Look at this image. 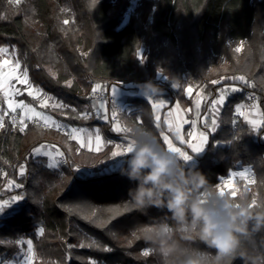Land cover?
Returning <instances> with one entry per match:
<instances>
[{
  "label": "trees",
  "instance_id": "16d2710c",
  "mask_svg": "<svg viewBox=\"0 0 264 264\" xmlns=\"http://www.w3.org/2000/svg\"><path fill=\"white\" fill-rule=\"evenodd\" d=\"M130 6L131 0H0V48L9 47L27 70L29 82L66 107L42 108L27 93L23 99L62 123L94 127L97 122L91 117L78 118L92 101L90 79L106 86L121 79L137 84L133 87L137 91L139 84L161 74L177 87L176 92L154 82L162 86L170 104L179 100L184 107L189 106L186 88L203 82L207 101L202 115L226 84L238 85L241 90L221 110L219 126L208 132L204 152L175 142L196 158L186 166L201 170L215 191L221 178L238 165L251 167L255 183L250 191L240 192L250 202L255 196L264 206V0H138L124 23ZM239 74L249 75L254 87L233 79ZM220 76L231 79L213 81ZM247 91L257 99L262 114L257 131L236 118V106L247 98ZM4 100L0 92V111ZM132 103L135 109L119 114L121 121L133 127L137 140L156 137L166 149L159 133L167 127L161 123L157 129L153 103L141 96L133 97ZM4 125L0 176L5 170L22 187L0 190V201L18 195L25 199L18 201V211L0 218V239L5 241L1 254L13 253L18 247L15 241L29 235L37 254L34 264H160L154 251L143 256L152 248L142 233L161 223L165 212L155 208L147 215L134 209L123 212L133 187L120 174L126 161L108 169V153L81 149L65 133L37 123H28L21 132L6 116ZM109 128L106 136L115 137ZM45 142L58 144L71 167L49 169L39 164L33 152ZM20 165L26 167L24 176L19 174ZM80 167H91L94 173L82 175ZM167 223L175 226L171 219ZM39 227L45 229L43 236L37 234ZM93 241L95 246H88ZM81 242L86 246L79 247ZM192 246L204 248L199 242ZM106 247L110 250L104 251Z\"/></svg>",
  "mask_w": 264,
  "mask_h": 264
},
{
  "label": "clouds",
  "instance_id": "9594fccd",
  "mask_svg": "<svg viewBox=\"0 0 264 264\" xmlns=\"http://www.w3.org/2000/svg\"><path fill=\"white\" fill-rule=\"evenodd\" d=\"M138 87L146 98L164 93L152 80ZM186 164L151 137L137 140L120 168L133 185L125 205L144 215L152 208L165 212L161 223L142 233L160 264H264V206L215 191L201 170Z\"/></svg>",
  "mask_w": 264,
  "mask_h": 264
},
{
  "label": "snow or ice",
  "instance_id": "6c2138e0",
  "mask_svg": "<svg viewBox=\"0 0 264 264\" xmlns=\"http://www.w3.org/2000/svg\"><path fill=\"white\" fill-rule=\"evenodd\" d=\"M16 3H19V0H15ZM63 23L67 25L69 23L68 20H64ZM241 48H243V44H241L239 47L236 48V51L239 52L241 51ZM8 49L7 48H0V54L7 53ZM141 61H143V56H141ZM7 66V70H4V67ZM21 69V64L19 60H16L15 64L10 65L7 60L0 61V92H3L4 96L7 98L6 103L8 106V110L11 111L12 115L10 117V123L15 126L17 124L20 125L19 131L23 132L27 127L28 124L25 123V117H27L29 122H34L37 124H40L41 122L45 126H55L58 129L63 130V125L57 123L56 121H51V125H49V121L51 120L50 116L44 115L42 112L37 111L35 108L31 107L29 104L24 103L23 101L17 102L15 100L16 96L22 95L23 92L19 89H16L12 81L15 80L19 84L27 85V88L25 89L27 91L28 96H32L34 99L40 95L41 90L33 88L32 84L29 82V77H28V72L25 71H20ZM233 79H238L240 80L243 84L248 85L249 87H254V85L249 84V81L244 77V76H239V77H233ZM217 83L219 81H216ZM69 86L71 82L69 81ZM101 89L100 84H96L95 88L92 90L93 91V96L97 94V90ZM241 89L238 87H232L230 89L231 92H238ZM191 89H189V92ZM112 94L113 96H116L117 94V89L115 87L112 88ZM228 94V90H221L219 98L213 101V111L217 112L219 109L216 106H223L225 104V100ZM254 98V97H250ZM151 99V97L147 98ZM3 103V102H0ZM163 104V101H160L159 103H154L152 105L153 108H159ZM42 108L48 107L47 103V98L44 100L43 103L40 104ZM52 107L54 108H63L66 107L63 104H53ZM177 108H179V105H176ZM196 108L197 111L200 108V100L199 98L197 99L196 103ZM20 110L22 115L17 117L16 113L17 110ZM237 112H240L242 115L244 113L241 112V108L238 106L236 109ZM8 115V111H0V129H3L5 127L4 125V117ZM100 119L102 120H109V115L107 114V109L105 108L104 103H99L97 106V111L95 113ZM112 120H113V127L111 128L112 131H115L116 133L121 134L122 140H124V143H115L113 144L112 141H103L99 129H96L94 133L91 132H86L84 129H77L75 127L71 128L70 131L68 132V135L72 140H76L79 144V148L81 149H87L90 152H100L102 151L103 147L107 146L108 144H111L112 147L115 149L110 152L111 158L115 157H123L126 156L127 154L131 153L133 149L136 146L137 139H136V134L134 132L133 127L131 126H126L122 125L119 120L116 119V105L115 101H113V110H112ZM33 117L36 119L33 120ZM78 118H83V119H89V114L87 111H85L83 114L78 116ZM247 118V117H246ZM156 127L157 129L161 128V123H160V116H156ZM166 122V121H165ZM253 123V126L255 127V122L251 121ZM213 129L218 127L216 124V121L213 120L211 122ZM169 133H174L176 139H180L182 141L181 133L179 126L175 127H169L168 129ZM83 134V135H82ZM160 136L162 137V141L164 144L167 145V150L170 152H174L178 155L180 159L183 161H191L192 157L187 155L186 153L182 152L179 148H176L172 145V142L169 140V136L165 134L163 131H160ZM189 136H192L193 133L189 132ZM87 138L86 142L83 137ZM131 137V138H129ZM94 138V139H93ZM199 139L201 141V145H189V147L192 149L193 152L195 153H201L203 151V145L207 142L208 137L203 133H199ZM183 142V141H182ZM229 143H231L229 141ZM34 154L36 157L44 156L48 158V161L46 163V166L49 169H58L61 167L62 164H68L69 167H71L69 159L65 158V153L63 151H55V153L51 151H42L40 147H37L34 149ZM250 171L249 169H245V172ZM245 172L241 173H233L234 176H239L241 179L244 178ZM19 174L21 176H24L26 174V167L25 165H20L19 166ZM251 183H255L254 180L250 181ZM226 185L229 186V188L232 187V181L228 180L224 182ZM8 186L9 188L12 187H22L21 184H17L14 180H9L8 181ZM250 189L245 186L244 192H248ZM219 193H230L233 197H236L238 193L240 194V197L244 198V194L240 192V189L237 187L234 190L226 191L224 187H220L218 190ZM23 195H18V196H12L9 200L3 201V203H0V215L8 214L6 213V209H9L11 212H16L20 208L18 201L24 200ZM251 204L253 206H261L257 202V198L254 196L251 199ZM15 205V207H13ZM133 209L128 207L127 205H124L123 212L127 213L132 211ZM103 226V225H102ZM151 228H145L143 231H148ZM45 233V229L43 227L38 228L37 234L39 236H43ZM134 237L139 238L135 232L132 234ZM5 241L3 239H0V245H3ZM11 243V242H9ZM16 244H22L26 245L27 247V252L23 253V260L19 259V253L17 257H14L13 259L16 260V264H34V261L37 259V254L34 250V244L31 239L28 240H23L19 239L15 241ZM76 245H68L69 248L75 247ZM79 247H85L86 245L81 242ZM88 246H95V241L92 242L91 245ZM104 251H109V248H104ZM151 252H153L152 249H146L143 251V256L147 257ZM0 264H12L11 260H8L7 258L0 257ZM52 264H55V262H52Z\"/></svg>",
  "mask_w": 264,
  "mask_h": 264
},
{
  "label": "rangeland",
  "instance_id": "374dc122",
  "mask_svg": "<svg viewBox=\"0 0 264 264\" xmlns=\"http://www.w3.org/2000/svg\"><path fill=\"white\" fill-rule=\"evenodd\" d=\"M135 2H136V0H132V5L129 7V9H128L126 15H125L124 23L127 22L130 13L134 9ZM237 47H239V46H237ZM2 48H7L8 49V52L2 54V58L0 59V61L7 60L10 65L15 64V62L17 60L15 53L11 49H9V47H2ZM241 50H242V48H241ZM239 52H241V51H239ZM143 55H144V46L139 51V56L141 57ZM4 70L5 71L7 70V66L4 67ZM25 70L26 69L21 65L20 71H25ZM240 75L244 76L251 83L253 82L252 78L249 75H246V74H240ZM161 77L166 78L165 76H162L161 74H159L158 75V78H161ZM228 78L229 77L226 78L225 76H220V77H218L216 79H213V81L214 82L219 81L218 82V84H219V83H222V81H224V80H226ZM229 79H231V76H230ZM12 84H13V86L16 89L21 90L23 92V94L24 93H27V91L25 90L27 88V85L19 84L15 80L12 81ZM33 88L41 90L40 95L35 98V100L38 102L39 105L41 103H43L46 98H47V103L49 105L48 107H50V108H54V107H52V105L54 103L55 104H63L61 101H59L58 99H56L55 97H53L52 94L47 93L43 89H41L39 87H35V86H33ZM128 88L130 89V88H132V86H129ZM234 93H236V92H231L229 90V92H228V95L229 96H227L226 99H228ZM23 94L22 95H19V96H16L15 97V100L17 102L23 101L24 103L29 104L31 107L35 108L37 111L42 112L44 115L50 116L51 117V120L49 121V125H51V121H56L57 123L63 125V130L58 129L55 126H45L41 122L40 124L43 125V126H45V127L53 128V129H55V130H57L59 132L65 133L67 135H68V132L70 131V129L73 128V127L77 128V129H84L86 132H91V133H94L96 129H99V132H100V135L102 136L103 141H112L113 144H115V143H124L125 142L124 140L123 141H119V140L114 139V138H108L105 135L104 128L102 127V124H107V122L106 121L104 122V120L100 119L97 115H95V113L97 111V106H98V104H97V102L95 100H92V102H91L92 103V109H89L87 107L85 111L88 112L89 117H91L92 119L98 121L99 124H98V128L89 129V128H80L79 126H71L69 124L60 122L52 114H49L46 111H44V110H42L40 108L35 107L33 104H31V103L27 102L25 99H23ZM102 94H103V92H102ZM189 95L191 97V98H189V100H190V102H189L190 103V106L185 110V112H184V118L188 119L189 121H193V122L190 123L186 128H184V127H181L180 128V133H181V137H182V141H183V142L182 141L181 142L182 143H187V144H188V141H190V136L188 135L189 132L193 133V136L194 137H197V135L199 136V133H201V132H203L206 135L207 132L214 131L215 129H217V127L215 129H213L211 122L213 120H215L216 121V124L219 126V116H220V113H221V109H219L218 113L215 112V111H213L212 109H209V111L205 115L202 116V114L200 112V109L197 111V108H195V106H194V109H193V105L197 102V99H198L197 95H199V97H200V102H201V97L203 98L204 95H205V101H207V97H206V93H205V84L203 82L201 84L192 86ZM219 95H220V90L218 91V94L216 96L217 99H218ZM250 97H254V98H250ZM6 99L7 98L5 97V100H4V111L5 110L8 111V115L6 117H8L9 120H10V117H11L12 113H11L10 110H8V106H7V103H6ZM104 104H105V108L107 109V114L109 115V120H110L109 123L111 124V127H113V123L114 122H113L112 116H111L112 111L110 112L109 105H108V102L107 101L104 102ZM115 105H116V119L119 120L122 125H124V123L121 121V119L119 117V114H121V113L130 114L135 109V106L132 103V98L129 97V96L127 97V95L126 96H123V97H121L119 99V101H117L115 103ZM238 106L241 108V112L244 113V114L242 115L240 112H237L236 111V118H237V120L238 119H241V120L245 121L255 131H257L262 126L263 118H262V114H261L260 109H259L258 101L255 98V96H252V95L249 96L247 94V98L244 101H242L241 103L237 104L236 109H237ZM60 109L61 110H65V107L60 108ZM112 110H113V107H112ZM16 115H17L18 118H19L20 115H22V113L20 112L19 109L17 110ZM35 119L36 118L33 117V120H35ZM174 119L175 118H172V120L170 119V121H174ZM251 121H254L255 122V127L253 126V123H251ZM25 123L28 124V123H34V122H29L28 119H27V117H25ZM171 125H174V124L172 123ZM177 125L178 124L175 121V126H177ZM15 126L20 127L19 124L15 125ZM194 131H196V132L198 131V133H195ZM113 132L116 133L115 131H113ZM116 134H118V133H116ZM83 138L85 139V142H86V140H87L86 136L83 137ZM40 148H41L42 151H51L53 153H55V151H57V150L62 151V149L60 148V146L58 144L52 143V142H45L43 145L40 146ZM113 150H115V149L112 147V145L111 144H108L107 146L103 147V149H102L101 152L108 151L109 152V155H110V152L113 151ZM180 150L182 152L186 153L187 155H189L187 153V151L185 152L181 148H180ZM129 155H130V153L127 154L126 156H123V157H115V158H111V156H110V159L107 162L108 168L120 167L124 163V160L123 159L127 158ZM34 157H35L36 161L39 164H42V165L46 166V163L48 161V158L47 157H44V156L36 157L35 154H34ZM195 161H196V158L192 157V160L189 161V162H187V163H189V164L192 165ZM7 164L10 165V166L12 165L10 163V161H7ZM60 168H58V169H60ZM245 169H249L250 171L245 172ZM79 171H80V173L82 175H88V174L94 173V171H93V169L91 167H80L79 168ZM241 172H245V175H244V178L243 179H241L239 176H234L233 175V173H241ZM9 180H10V178L8 177V173H7V171L4 170L1 173V176H0V190L1 191H7L8 189H10L9 186H8V181ZM228 180H231L232 181V187L231 188H229V186L224 183L225 181H228ZM252 180H254V174H253V171H252L251 167L238 165V167L235 170H232L229 173V175L221 178V181H220V184H219V188L220 187H224L226 191H230V190H234L235 188L238 187L241 192H244L245 186H247L248 188H250V185L252 184L250 181H252ZM0 203H3V201H0ZM13 207H14V205H13ZM9 212H11V211L9 209H6V213H9ZM4 215H6V214H4ZM4 215H0V218L3 217ZM19 239L28 240V239H31V237L29 235H23ZM17 246H18L17 249L13 253H10V254H1L0 253V257L7 258L8 260H11L12 261V264H16V260L13 259V258L14 257H17V255L19 253V259L20 260H23V253L27 252V247H26V245H22V244H17Z\"/></svg>",
  "mask_w": 264,
  "mask_h": 264
},
{
  "label": "crops",
  "instance_id": "0c3cea01",
  "mask_svg": "<svg viewBox=\"0 0 264 264\" xmlns=\"http://www.w3.org/2000/svg\"><path fill=\"white\" fill-rule=\"evenodd\" d=\"M138 0H136V2H137ZM136 2H135V4H136ZM131 5H132V0H131ZM225 81V80H224ZM224 81H222V82H224ZM96 84H100L101 85V89L100 90H97V94L95 95V96H93V89L95 88V86H96ZM135 85H137V84H134V83H124V84H121V83H117V82H114V81H112L111 80V84H109V85H104L102 82H94V84L93 85H91V89H90V92H89V95H90V97H91V99L92 100H95L96 102H97V104H99V103H104V102H108V105H109V109H110V112L112 111V107H113V101H115V103L117 102V101H119V99L121 98V97H123V96H126L127 95V97L129 96V97H131V98H133V97H136V96H141V97H144V98H146L145 96H143L142 95V93H141V91H140V89L139 90H134L133 89V87L135 86ZM129 86H132V88H128ZM113 87H115L116 89H117V94H116V96H113V94H112V88ZM176 89H177V87L176 86H174ZM232 87H238V88H240L238 85H235V84H226L221 90H230ZM192 88V86H188L187 88H186V97L188 98V101L190 102V100H189V98H191L190 97V95H189V89H191ZM228 88V89H227ZM221 90H220V92H221ZM229 90H228V92H229ZM102 92H103V94H102ZM218 94V93H217ZM227 96H229L228 94H227ZM197 97L199 98V100H200V97H199V95H197ZM207 97V96H206ZM219 98V97H218ZM227 98V97H226ZM147 99V98H146ZM217 99V97L214 99V100H216ZM150 102H152L153 104L154 103H159L160 101H163V104L159 107V108H154V113H155V117L157 116V115H159L160 116V123H163L167 128H166V130L164 131V133L165 134H167L168 136H169V132H168V129H169V127L171 126V127H175V121H176V123L178 124V126H179V129L181 128V127H184V128H186L190 123H192L193 121H189L188 119H186V118H184V112H185V110L190 106V103H189V106L188 107H184L183 106V104L179 101V100H176L175 102H174V104H170V102H169V99L168 98H166V96L164 95V93L161 95V96H158V97H154V98H151V99H148ZM213 100V101H214ZM213 101H212V103H211V105H210V107H209V109H212L213 110ZM225 101H227V99L225 100ZM92 102V101H91ZM88 103V105H87V107L89 108V109H92V103ZM204 102H206L205 101V95L203 96V98L201 97V102H200V112H201V109H202V105H203V103ZM197 103V102H196ZM196 103L193 105V109H194V106H195V108H196ZM176 105H179V108H177L176 107ZM212 106V107H211ZM224 106V105H223ZM223 106H216L218 109H221L222 110V108H223ZM209 109H208V111H209ZM161 115H160V114ZM203 116V115H202ZM172 118H175L174 119V121H170V119L172 120ZM208 118V117H207ZM94 120V119H93ZM94 121H96V120H94ZM166 121V122H165ZM97 122V124L94 126V127H83V126H79L80 128H89V129H94V128H98V121H96ZM104 122H105V120H104ZM107 122V124H102V127L104 128V132H105V128H106V126L107 125H109L110 126V128H112L111 127V124L109 123L110 122V120H107L106 121ZM179 122V123H178ZM174 124V125H171V124ZM109 128V129H110ZM110 132L111 133H114L111 129H110ZM195 133H198V131L196 132V131H194ZM106 133V132H105ZM172 135H173V137H171V136H169V140L172 142V145L174 146V147H176V148H181L183 151H185L186 152V150L184 149V148H182L180 145H178L176 142H175V140L176 141H178V142H180L181 144H186V145H197V146H200L201 145V141H200V139H199V136L197 135V137H194L193 135L192 136H190V141H188V144L187 143H182L181 142V140L180 139H176L175 138V135H174V133H171ZM106 135V134H105ZM114 135H115V137H108V138H114V139H117V140H119V141H123L122 140V137H121V134H116V133H114ZM206 136L208 137V132L206 133ZM102 137V136H101ZM129 138H131V137H129ZM207 142H208V139H207ZM207 142L203 145V151L202 152H204V150H205V147H206V144H207ZM78 143V142H77ZM188 145V146H189ZM190 148V147H189ZM191 149V148H190ZM192 150V149H191ZM101 152V151H100ZM105 152V151H104ZM106 153H108L109 154V152L108 151H106ZM127 158H125V159H123L124 161L126 160ZM107 168H108V166H107ZM108 169H112V168H108Z\"/></svg>",
  "mask_w": 264,
  "mask_h": 264
},
{
  "label": "built area",
  "instance_id": "2783aa9c",
  "mask_svg": "<svg viewBox=\"0 0 264 264\" xmlns=\"http://www.w3.org/2000/svg\"><path fill=\"white\" fill-rule=\"evenodd\" d=\"M239 76H242V75H240V74L237 75V77H239ZM112 81L117 82V83H121V84L126 83L124 80H121V79H112ZM152 81H153V80H152ZM154 81H155V82H158V83H160V84L167 85L172 91L176 92V88L174 87V85H172V84L169 83V81H168L167 78H164V77L158 78V77H157ZM90 83H91V85L94 84L93 79H90ZM247 94H248L249 96H250V95L253 96V94H252L250 91H247Z\"/></svg>",
  "mask_w": 264,
  "mask_h": 264
}]
</instances>
